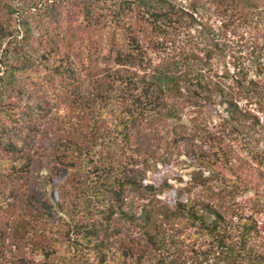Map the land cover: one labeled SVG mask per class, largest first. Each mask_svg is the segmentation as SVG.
<instances>
[{
	"label": "trees",
	"instance_id": "trees-1",
	"mask_svg": "<svg viewBox=\"0 0 264 264\" xmlns=\"http://www.w3.org/2000/svg\"><path fill=\"white\" fill-rule=\"evenodd\" d=\"M0 264H264V0H0Z\"/></svg>",
	"mask_w": 264,
	"mask_h": 264
},
{
	"label": "rangeland",
	"instance_id": "rangeland-1",
	"mask_svg": "<svg viewBox=\"0 0 264 264\" xmlns=\"http://www.w3.org/2000/svg\"><path fill=\"white\" fill-rule=\"evenodd\" d=\"M182 2H185L186 0H181ZM206 11V12H205ZM203 12V19H209L210 23H213L214 25H218L219 21L215 16L210 13V11L205 10ZM234 54H238L235 52ZM236 56V55H235ZM233 58L229 56L227 53L224 61L219 60H213V67L216 69L219 73L229 71L232 73V70L235 68L233 67ZM222 107H219L218 109H221ZM261 114V113H259ZM261 120H263V116L261 115ZM214 122L218 121V116H214ZM188 162H190V159L185 155L184 147H178L176 150H174L173 157L170 159V163L159 165V168L155 174H150L149 178L153 180L156 183L161 182L164 179H169L170 184H176L178 180L185 181L189 177V172L192 168V166L188 165ZM249 194V193H247ZM244 195L243 197H245ZM163 200L169 204H172L175 196L173 191H165L162 193ZM204 248L202 247L203 250Z\"/></svg>",
	"mask_w": 264,
	"mask_h": 264
}]
</instances>
